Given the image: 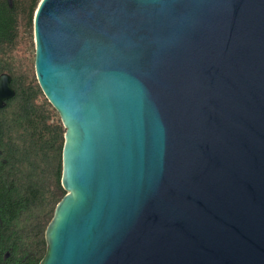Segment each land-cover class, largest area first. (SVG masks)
<instances>
[{"label": "water", "instance_id": "water-1", "mask_svg": "<svg viewBox=\"0 0 264 264\" xmlns=\"http://www.w3.org/2000/svg\"><path fill=\"white\" fill-rule=\"evenodd\" d=\"M33 32L65 130L39 264H264V0H41Z\"/></svg>", "mask_w": 264, "mask_h": 264}, {"label": "trees", "instance_id": "trees-1", "mask_svg": "<svg viewBox=\"0 0 264 264\" xmlns=\"http://www.w3.org/2000/svg\"><path fill=\"white\" fill-rule=\"evenodd\" d=\"M40 1L0 0V75H11L16 92L0 109V264L40 263L46 229L66 194L65 130L34 67Z\"/></svg>", "mask_w": 264, "mask_h": 264}, {"label": "rangeland", "instance_id": "rangeland-1", "mask_svg": "<svg viewBox=\"0 0 264 264\" xmlns=\"http://www.w3.org/2000/svg\"><path fill=\"white\" fill-rule=\"evenodd\" d=\"M33 44H34V32H33ZM32 54V53H31ZM34 56H35V47H34ZM35 59V57H34ZM35 67V66H34Z\"/></svg>", "mask_w": 264, "mask_h": 264}]
</instances>
